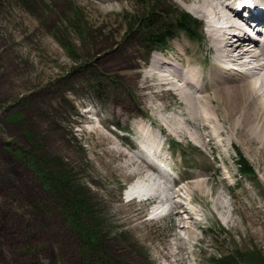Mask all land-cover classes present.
I'll return each mask as SVG.
<instances>
[{
  "label": "rangeland",
  "instance_id": "374dc122",
  "mask_svg": "<svg viewBox=\"0 0 264 264\" xmlns=\"http://www.w3.org/2000/svg\"><path fill=\"white\" fill-rule=\"evenodd\" d=\"M176 8L192 13L170 0H0V264H211L235 253V247L251 246L264 256L262 143L250 152V135L224 130L220 120L213 123L218 129L199 128L176 90L153 70L143 81L160 89L156 100L150 90L146 103L155 130L146 123L150 115L138 120L140 72L148 68L150 44L142 38L146 19L133 17L150 14L156 30L164 31ZM193 16L201 25L196 38L179 31L164 51L176 57L185 46L187 57L192 52L200 57L195 66L200 68L214 58V50L203 17ZM155 53L152 49L150 55ZM87 73L98 74L97 88L108 92L90 94L95 87ZM263 73L257 69L249 78L257 81ZM98 119L128 124L135 138L146 131L149 146L163 142L167 148L168 136L182 142L185 156L172 145L166 154L196 202L200 217L191 215L198 223L183 215V227L166 218L148 220L147 203L135 199L125 203L122 217L113 214L123 203L126 184L144 165L117 150L118 138L101 130ZM164 126L176 132L159 134L156 128ZM17 148L41 163L28 168L13 153ZM239 154L252 163L254 174H239ZM40 173L52 174L50 186ZM158 187L165 191L169 184ZM133 213L137 219L126 221ZM72 215H80L85 228H96L99 247L84 239V227L68 224ZM131 225H137L142 240L131 236Z\"/></svg>",
  "mask_w": 264,
  "mask_h": 264
},
{
  "label": "bare ground",
  "instance_id": "6f19581e",
  "mask_svg": "<svg viewBox=\"0 0 264 264\" xmlns=\"http://www.w3.org/2000/svg\"><path fill=\"white\" fill-rule=\"evenodd\" d=\"M179 2L195 15L206 17L209 13L214 12L229 24V28L239 27L238 18L228 15V6L223 0H178L177 3L179 4ZM222 31V29L207 31L209 33L208 40L211 41L209 43H212L209 45H212L214 50V58L204 66L196 68V63L200 61V57L192 52V55L187 58V51H185L184 46V49L176 57L167 56L168 58H163L161 55H165V53L162 52L153 55L149 64L150 68L148 67V70L143 71V76L147 72L151 74V70H153L154 75L161 83L171 85V89L176 90L186 112L197 121L199 128L214 129L216 126L213 123L220 120L222 122L220 128L239 132L242 136L250 135L246 138L250 152L253 149V144L261 142L263 149L258 153V156L264 158V94L261 93V89H264V73L257 81H254L249 78V75L239 73L237 69L226 67L229 62L246 66L253 61L246 59L245 56L247 55L253 57L254 60H260L253 53L257 45H252V47L243 50L240 44L234 45L226 42ZM208 49H210L209 46ZM236 51L238 53L235 54ZM184 57L187 59L185 63L182 62ZM257 69L263 72L264 63H257L256 71ZM191 83H200L202 85L201 90L193 88ZM204 106L209 108L208 113L205 112ZM153 123L155 122L153 121ZM149 127V129L155 130L153 126ZM152 139L153 137H150V140ZM241 139L243 141L245 137ZM137 162L140 165L143 163V161L138 160ZM139 172H142L141 168L135 173ZM144 187V184L136 185V188L144 189ZM176 197L174 196L176 201L180 202L181 195L178 194ZM177 206L182 208L177 213L183 215L184 220H189L191 223L197 222L192 221L193 216L181 202ZM195 214L198 215L197 212ZM181 226L183 227L185 224Z\"/></svg>",
  "mask_w": 264,
  "mask_h": 264
},
{
  "label": "trees",
  "instance_id": "16d2710c",
  "mask_svg": "<svg viewBox=\"0 0 264 264\" xmlns=\"http://www.w3.org/2000/svg\"><path fill=\"white\" fill-rule=\"evenodd\" d=\"M173 1L175 3H177L174 0H170ZM178 20L181 22H184L187 26H189L190 24H192V16L188 13L185 12H181L179 14L176 15ZM143 71H145V69H143L140 72L141 75V80L139 83L140 86V91H141V99H142V108H141V113H142V117H146L149 115L148 113V109L146 106V103L149 100V92L150 90L153 92L152 95V99L156 100L160 94L159 91L160 89L156 88L155 86L151 85V84H147L143 81ZM240 169L245 172V173H253V168L251 167L250 163L243 157L241 156V162L239 163ZM123 213H127L125 212V202L119 204V207L114 211L113 214L115 216H120L122 217ZM138 214H130V216L127 218L126 216V221L131 222V220L137 219ZM124 219V220H125ZM132 227H129L130 229V234L133 238H138L140 240H142L141 235L138 232V227L137 225H131ZM254 248L252 250H242L239 248H236L237 254H235L234 256L231 257H227L224 260H221L219 264H232V262L235 259H239L243 262H245V264H264V256H261V254H258L256 252L253 251Z\"/></svg>",
  "mask_w": 264,
  "mask_h": 264
}]
</instances>
